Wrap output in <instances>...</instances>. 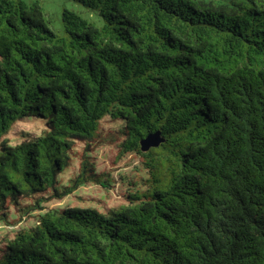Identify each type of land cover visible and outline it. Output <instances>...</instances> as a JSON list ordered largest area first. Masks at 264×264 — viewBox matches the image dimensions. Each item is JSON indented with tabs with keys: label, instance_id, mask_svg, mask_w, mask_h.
Returning a JSON list of instances; mask_svg holds the SVG:
<instances>
[{
	"label": "trees",
	"instance_id": "1",
	"mask_svg": "<svg viewBox=\"0 0 264 264\" xmlns=\"http://www.w3.org/2000/svg\"><path fill=\"white\" fill-rule=\"evenodd\" d=\"M74 1L97 21L63 9L58 34L38 1L0 0V206L101 178L82 154L57 185L104 116L147 176L117 208L39 213L0 264H264V0ZM30 117L43 132L9 144Z\"/></svg>",
	"mask_w": 264,
	"mask_h": 264
},
{
	"label": "rangeland",
	"instance_id": "2",
	"mask_svg": "<svg viewBox=\"0 0 264 264\" xmlns=\"http://www.w3.org/2000/svg\"><path fill=\"white\" fill-rule=\"evenodd\" d=\"M33 1H38L50 28L58 34H63L61 21L63 9L73 10L89 21H97L92 11L74 0H23L27 6ZM28 121V123L12 125L3 138L9 144H15L20 141L24 131L30 135L43 132L44 119L30 117ZM119 128L120 122L104 116L99 122V136L90 142L89 146L85 142L75 141L69 153V165L58 175L57 185L61 189L63 185L71 184L70 179L78 173L82 154L88 155L89 160L93 162L94 171L101 176L98 180L89 179L69 194L43 200L40 202L41 208L30 206L34 202L31 197L19 200L21 206L29 205L23 207V210L17 211L15 205L10 202L7 208L0 206V213H5L9 220L6 222L0 218V246L11 239L19 229L34 226L39 213L47 209L80 206L107 211L124 204L126 192L135 188L134 181L146 178L147 171L142 164L143 158L140 155L131 152L119 155L120 152L117 148V143L120 141ZM114 135L116 139H113Z\"/></svg>",
	"mask_w": 264,
	"mask_h": 264
},
{
	"label": "water",
	"instance_id": "3",
	"mask_svg": "<svg viewBox=\"0 0 264 264\" xmlns=\"http://www.w3.org/2000/svg\"><path fill=\"white\" fill-rule=\"evenodd\" d=\"M160 140H161V137L159 136L158 132L149 133L146 135V137L140 140V148L142 150H146L150 146L157 145L160 142Z\"/></svg>",
	"mask_w": 264,
	"mask_h": 264
}]
</instances>
